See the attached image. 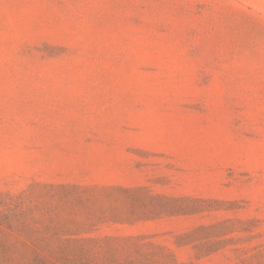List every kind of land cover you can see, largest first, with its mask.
I'll return each mask as SVG.
<instances>
[{
	"label": "rangeland",
	"instance_id": "1",
	"mask_svg": "<svg viewBox=\"0 0 264 264\" xmlns=\"http://www.w3.org/2000/svg\"><path fill=\"white\" fill-rule=\"evenodd\" d=\"M0 264H264V0H0Z\"/></svg>",
	"mask_w": 264,
	"mask_h": 264
}]
</instances>
